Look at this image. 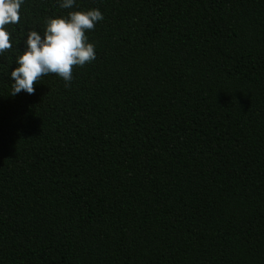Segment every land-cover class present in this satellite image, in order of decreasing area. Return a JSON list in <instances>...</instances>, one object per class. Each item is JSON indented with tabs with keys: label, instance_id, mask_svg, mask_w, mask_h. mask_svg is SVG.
<instances>
[{
	"label": "trees",
	"instance_id": "1",
	"mask_svg": "<svg viewBox=\"0 0 264 264\" xmlns=\"http://www.w3.org/2000/svg\"><path fill=\"white\" fill-rule=\"evenodd\" d=\"M99 8L96 58L11 95L29 29ZM0 55V264H264V0H24Z\"/></svg>",
	"mask_w": 264,
	"mask_h": 264
},
{
	"label": "clouds",
	"instance_id": "2",
	"mask_svg": "<svg viewBox=\"0 0 264 264\" xmlns=\"http://www.w3.org/2000/svg\"><path fill=\"white\" fill-rule=\"evenodd\" d=\"M60 9H73L77 0H57ZM24 0H0V55L13 47L6 25L17 24ZM104 19L97 8L73 10L66 15L48 17L42 31L29 29L23 40L24 48L15 58L9 73L11 95L21 91L33 94L34 82L42 76L55 74L68 87L73 79V66L83 67L95 60V44L86 32Z\"/></svg>",
	"mask_w": 264,
	"mask_h": 264
}]
</instances>
